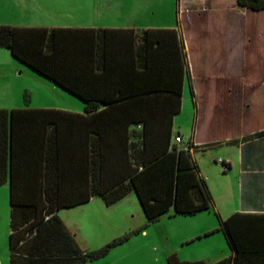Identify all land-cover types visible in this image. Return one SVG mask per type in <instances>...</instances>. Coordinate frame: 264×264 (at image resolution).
<instances>
[{
  "label": "trees",
  "instance_id": "obj_1",
  "mask_svg": "<svg viewBox=\"0 0 264 264\" xmlns=\"http://www.w3.org/2000/svg\"><path fill=\"white\" fill-rule=\"evenodd\" d=\"M237 4L252 11L264 10V0H237ZM127 31L134 32L0 25V49L9 50L13 57L43 78L81 99L86 113L97 112L103 105L106 107L104 111H108L117 104L106 102L99 96L93 97L83 83L85 67L105 63L108 48L127 49L125 57L139 68H155L158 86L151 93H156L160 114L157 118L137 121L140 131L132 135L136 141H131L125 150L124 175L116 184L108 187L102 184L104 157L100 154V147L94 145L92 186L88 196L72 199L64 196L69 190L70 169L64 157L68 150L63 148L69 144V139L49 138L42 173L36 166L31 169L35 170L31 176L33 181L25 179L21 173L23 170L17 167L14 122L21 112L35 110L0 109V186L9 185L11 207L9 264H89L105 257L112 247L128 236L96 251H86L58 215L60 209L87 203L92 197H101L107 206H112L134 192L149 222L157 221L170 210L174 216H194L212 208L211 191L192 161V151L198 146L191 141L179 144L175 140L171 144L173 117L182 109L185 77L194 99L178 31L148 28L130 38L114 35ZM42 111L66 115L55 110ZM262 136L264 131L252 137ZM128 141L129 135L125 137V142ZM209 146L200 149L205 151ZM249 216L236 213L220 222L219 231L232 254L214 264H264V221L259 225L242 221L241 218ZM167 263L206 264L182 261L175 253L167 257Z\"/></svg>",
  "mask_w": 264,
  "mask_h": 264
},
{
  "label": "rangeland",
  "instance_id": "obj_2",
  "mask_svg": "<svg viewBox=\"0 0 264 264\" xmlns=\"http://www.w3.org/2000/svg\"><path fill=\"white\" fill-rule=\"evenodd\" d=\"M214 1L96 0L95 10L99 20L110 24L178 25L188 56L187 65L190 66L189 58L193 61L195 70L191 72V68L188 69L197 101L194 104L187 83L182 96V110L175 117V128L189 138L197 113L198 123L206 119L213 121L210 133L217 136L219 142L236 137L240 130L257 127L264 121V88L248 84L264 80V45L260 49L258 44L262 23L256 24L255 18L247 19L248 8L239 6L237 20L229 22V18L223 17L220 21L214 13L217 11L212 6ZM86 2L89 0H0V25H37L48 20V10L53 12L50 14H54L55 22L70 23L81 10L90 9L85 7ZM230 33L237 35L238 47L231 56ZM50 82L13 57L9 50L0 49V108L82 104L78 97L60 87L53 90ZM235 152L232 144L225 143L195 155L204 171L217 170V176L212 174L210 182L217 186L218 203L224 199L219 197L223 182L230 186V194L236 202L240 196L238 174L233 170L224 172L217 162L218 159L237 160ZM217 213L213 210L210 216L212 221L216 219L219 223ZM58 215L86 251H96L128 236L112 247L105 257L89 264H168L167 257L173 253L188 262H204L202 259L207 257L231 255L221 231L209 237H204L205 234L196 236L202 226L208 224L204 215L174 216L170 210L157 221L149 222L135 194L113 206H107L101 198L94 199L79 206L62 208ZM9 230V185L5 184L0 186V260L8 264Z\"/></svg>",
  "mask_w": 264,
  "mask_h": 264
},
{
  "label": "crops",
  "instance_id": "obj_3",
  "mask_svg": "<svg viewBox=\"0 0 264 264\" xmlns=\"http://www.w3.org/2000/svg\"><path fill=\"white\" fill-rule=\"evenodd\" d=\"M95 1L96 0H89V3L86 2L85 7L89 6L90 9L86 11L81 10L82 12L73 16L74 20L70 23L55 22V18H53L54 14H50L53 12L48 10L46 12V16L49 17L47 18L48 20L41 21V23H38L37 25H25L24 23L19 25L18 23L14 26L133 30V34L128 31L117 32L114 34L127 38L135 36L136 34L140 35L143 30L148 28L176 29L179 31L178 25L176 27H146L149 25L136 26L132 25L131 22H128V24H110L106 20L102 21V19L99 20V18H97L95 10L97 5ZM212 6L215 10H217L214 13L217 14V19L220 21L224 19L223 17L229 18V22H231V19L237 20L239 9L237 0H215ZM246 11L247 19L255 18L256 24H258L259 21L262 23L261 27L263 29L261 31L257 30L259 35L258 38L261 39V41L258 42L260 46L259 48L262 49L264 45V10L252 11L247 9ZM83 14L85 17H82ZM178 34L181 39L180 32H178ZM229 36V52L231 56L238 48L236 44L237 35H232V33H230ZM125 50L127 49L108 48L107 52L109 53V56L105 63L101 62L90 64L88 67H85V71L83 72V83L93 97L99 96L104 98V101L106 102H114V104H117L114 105L116 107H112L111 110L104 111L106 107L103 105L97 112L86 113L84 102L81 99L82 104L72 102L71 107H53L45 104H38L29 105L28 107L14 108H28L35 110L21 112L18 114L16 121L14 122L16 142L18 144L16 154L18 156L17 167L18 169L23 170L21 173L25 179L33 181L31 176L34 175L32 171L35 170L31 169L36 166L38 167L39 172L42 173L46 157V141L51 137L60 136L62 138L64 137L69 139V144L65 145L63 148L68 150L64 157L66 159V164H68L70 169V173L68 175L69 181L67 182L69 183V190L68 193L64 195L65 197L80 199L88 196V192L92 186V157L94 145H96V147H100V154L104 157L103 162L105 170L102 172V184L108 187L121 180L124 175L122 173V166L125 165L126 161L125 150L131 141H136L133 136L135 133L140 131L137 127L139 124L137 121L147 117H160V114L157 111L156 93H151L158 86L155 77V68L148 67L145 70L143 68H139L136 63L131 62L128 57H125V55H128ZM184 52L186 54L185 49ZM187 54L189 55L190 53L187 52ZM133 58L136 62V56ZM189 61L190 66L187 65L186 67L187 69L188 67L191 68V72H193L195 70L193 61L192 59L190 60V58ZM230 63H232L231 60ZM50 83H52V89L55 91V87H60L53 82ZM187 83H189V81L188 78L185 77L183 81L182 96ZM248 84L264 88V80L257 82V84H255V82H249ZM195 90L196 89H193L194 103L197 101ZM42 110H55L66 113V115L60 113L53 115ZM176 116L173 117L171 144L175 143L177 136H180L185 144L191 141L195 146H198V149L192 151V161L197 166L199 176L204 178L207 182L213 196L212 208L218 212L217 217L219 223L216 219H213L212 221L210 216L212 215V208L208 211H202L194 215V217L204 215V219L208 221V224H206L205 227L204 224L202 226L203 228L196 236H202L205 234L204 237H209L216 234L217 231H219L218 228L220 222L230 218L236 213L250 215L249 217L241 218L245 223H254L256 225L258 223H262L260 221H264V136L259 138L252 136L264 131V121L257 127H250L247 130L244 128L243 131L240 130L236 137H228L217 142V136L210 133L213 121L206 119L205 121H199L198 123L196 113V119L194 121L191 135L189 138H186L184 133L182 134L181 132H178L175 128ZM128 135L129 141L126 143L125 137ZM99 138H101L100 141H98ZM225 143L232 144L236 149L235 153L238 154L237 160H223L230 165L229 170H233L238 174V188H240L241 193L236 202L230 194V186L227 182H223L222 185H220L219 197L222 198L223 196L224 199H222V202L220 201L221 203H218L217 186L216 184L210 182V176L212 174L217 176V170L213 168L210 172L209 170L204 171L201 166L202 163L197 161L195 155L197 152H205L210 148H214L217 147V145ZM203 146L209 147L205 151H202L200 148ZM35 163L37 165H35ZM130 194L136 195L134 192H131ZM98 198L101 197H92L91 200ZM230 257L218 258L212 256L202 260L206 264H214L222 259H228ZM0 264L8 263L7 261L3 262L0 260Z\"/></svg>",
  "mask_w": 264,
  "mask_h": 264
},
{
  "label": "built area",
  "instance_id": "obj_4",
  "mask_svg": "<svg viewBox=\"0 0 264 264\" xmlns=\"http://www.w3.org/2000/svg\"><path fill=\"white\" fill-rule=\"evenodd\" d=\"M175 140L179 144H183L184 143L183 139L180 136H177ZM217 162L222 166V169L224 171L229 170V164L226 161H224L223 159H219Z\"/></svg>",
  "mask_w": 264,
  "mask_h": 264
}]
</instances>
